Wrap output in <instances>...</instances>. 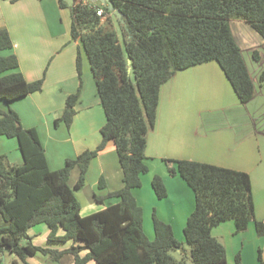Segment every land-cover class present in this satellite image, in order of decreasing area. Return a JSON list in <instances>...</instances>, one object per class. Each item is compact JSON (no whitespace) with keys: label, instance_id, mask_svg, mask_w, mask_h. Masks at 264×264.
Instances as JSON below:
<instances>
[{"label":"trees","instance_id":"1","mask_svg":"<svg viewBox=\"0 0 264 264\" xmlns=\"http://www.w3.org/2000/svg\"><path fill=\"white\" fill-rule=\"evenodd\" d=\"M57 1L67 7L63 0ZM110 2L122 13L123 21L117 19L121 37L111 27L114 16L101 3L78 0L70 7V36L78 39L87 56L105 116L99 129L101 140L94 149H85L65 159L61 168L50 169L36 128L23 127L11 109L0 111V136L14 138L22 156V163L14 165L0 154V264L4 249L14 256L13 264H29L27 257L37 252L53 260L69 254L73 264L90 260L95 264H187L171 256L170 251L179 249L181 242L154 211L153 238L145 235L142 208L132 193L148 171L146 135L156 121L159 90L177 71L215 61L239 102L248 103L256 89L230 21L248 23L264 42V0ZM98 9L102 15L96 14ZM251 58L259 61L257 50H252ZM76 67L80 73L79 53ZM257 80L264 85V68ZM43 82V77L27 81L18 70L9 32L1 28L0 100L9 102L38 92ZM80 87L66 97L55 126L71 125ZM108 142L117 154L122 186L93 198L97 204L108 198L117 201L83 215L75 192L84 185L89 163ZM166 161L174 163L168 172L182 178L194 194L193 211L182 229L193 264H226L225 247L211 233L221 222L233 220L235 232L253 222L256 233L264 235V224L255 218L248 173L193 160ZM74 168L79 174L70 185ZM98 186L103 187L102 177ZM151 188L158 199L167 194L159 175L151 179ZM40 223L49 230L48 240L69 242V246L59 250L33 244L27 232ZM82 250L86 253L80 256ZM235 261L241 264L239 255ZM257 261L264 264L260 249Z\"/></svg>","mask_w":264,"mask_h":264},{"label":"crops","instance_id":"2","mask_svg":"<svg viewBox=\"0 0 264 264\" xmlns=\"http://www.w3.org/2000/svg\"><path fill=\"white\" fill-rule=\"evenodd\" d=\"M50 1L52 0L0 1V29L5 28L9 32L12 39V52L18 59V70L27 81L40 77L44 78L40 91L9 102L0 100V111L11 109L19 115L23 127H35L44 148L49 168L58 169L62 166L55 165H61L67 159L62 157L63 153L60 157L56 156L62 143L69 145L73 155L79 154L76 150L77 146L83 147L85 145L79 144L73 138V130L76 133L74 124L77 128H81L80 138H86L94 133L95 124L92 107L98 106L100 100L94 91L95 84L91 81L92 74L90 75L91 71L86 61L80 62V73H78L73 46L70 51L67 50L62 53L70 46L65 43H71L69 39L71 20L63 18L65 8H61L57 0L52 1V3H49ZM77 1L75 0L74 3ZM82 1L95 2L92 0ZM5 4L11 8L20 5L21 9L18 11L13 7V10L9 8L6 11L7 6ZM58 25H63L62 29H59ZM230 27L242 49V53L246 51L251 57V52L255 49L259 54L255 75L250 66L247 65L256 89L254 97L248 103L241 104L215 61H208L179 70L161 85L156 121L154 127L146 135L144 162L147 164L148 171L146 177L141 181V186L135 188L132 193L141 208L140 200L143 197H146L150 203L158 208L157 210L156 207L152 209L161 220L171 225L175 237L181 233L179 230L177 234L175 233L172 221L178 220L177 211L185 208L183 220H179L177 223V227L183 229L186 218L194 208V194L177 174L172 175L168 170L160 167L158 170L154 169L155 166L152 164L157 160L186 159L248 173L251 181L255 218L264 224V85L258 83L257 80L259 70L264 68V42L249 24L242 20H231ZM13 35L18 36L20 40L15 41ZM73 44L78 45V39L74 40ZM46 52L47 55L43 56V53ZM85 75L86 77H84ZM209 79L210 82H207ZM79 85H81L78 96L80 103L79 105L76 104V113L72 123L66 134L59 133L57 135L56 132L61 127L60 123L56 127L54 120L63 112V108L52 109L47 104L52 105L55 101L59 105L65 101L68 95L76 92ZM211 87L212 92L209 90ZM207 95L209 96L208 100L205 99ZM191 107L192 109H190ZM58 112L59 114H57ZM80 114H83V119H78ZM52 121L56 128L53 129L54 132L51 130ZM100 123L98 126L96 125L98 129L102 126ZM95 133L94 136L97 138ZM13 139L0 136V154L5 155V159L10 164L20 165L22 156L17 141ZM6 147H9L8 150ZM50 153L55 154V158H52L53 155ZM108 158L111 159L107 163ZM95 162L99 167L97 186L100 177L103 178L104 188L101 189H104V193L102 195L119 189L122 186L121 170L111 142H108L105 149L91 160L87 172ZM164 162L166 169L173 164L166 160ZM154 175H159L166 187V196L162 199L157 198L162 201L155 198V194L150 188L151 179ZM86 176L85 181H87ZM112 179L115 184L110 188L109 181ZM93 195L101 196L94 193ZM116 201L114 199L111 204ZM36 226H38V230L34 229ZM218 226L211 229L213 236V231ZM31 228L33 231H30ZM31 228L27 233L33 244L59 250L68 247L70 244L69 242L57 243L48 240L49 230L43 223ZM249 230L251 231L252 227L247 228V232ZM262 237L261 256L264 257V235ZM85 253L86 250H82L79 255L83 256ZM26 260L29 264H73L69 254H65L59 260H53L47 255L37 252L27 257ZM86 264H95V262L90 260Z\"/></svg>","mask_w":264,"mask_h":264},{"label":"rangeland","instance_id":"3","mask_svg":"<svg viewBox=\"0 0 264 264\" xmlns=\"http://www.w3.org/2000/svg\"><path fill=\"white\" fill-rule=\"evenodd\" d=\"M52 1H54V0H52ZM52 1H50L49 3H52ZM93 3L97 4L98 2L95 1ZM5 5L7 6L6 7L7 8L6 11H8L9 8H11V6H9L8 4H5ZM13 7H14V9H17L18 11H20V9H21L20 5L13 6ZM13 7L11 8V10H13ZM63 8H65L63 10L64 11L63 18L65 20L68 19V18L71 20L70 7L67 6V7H63ZM6 11H4V12H6ZM58 26H59V29H62V27H63V25H58ZM111 27L117 32L118 36L121 37V33H120L121 27H120V24H119V22L117 21V19L115 17L112 18ZM69 35H70V32H69ZM14 38H15V41H19L20 40V38H18V36H14ZM69 39H70L71 43L70 44L65 43V44L66 45H70V46H68L69 48H66V50H64L62 53H64L67 50L70 51L71 47L73 46V50L75 52L76 57H77V55L79 53V55L81 57L80 58V62H85L86 61V63L88 64V67H89L87 56H86L83 48L81 47V44L74 45L73 44L74 40L71 38V36H69ZM52 54L54 55V53H52ZM45 55H47V52L45 54L43 53V56H45ZM54 57H58V56H54ZM243 57H244L245 62L247 63L248 66H250L251 71L255 75V68H257V62L254 61L250 57V54L246 53V51H244ZM48 59H49V57L47 58V60ZM82 65H84V64H82ZM90 75H91V72H90ZM84 77H86V75ZM91 77H92V75H91ZM91 81H92V83H94L93 77H92ZM207 82H210V79ZM84 86H85V89H86V81L84 83ZM93 86H94V84H93ZM256 86H258V84H256ZM95 89L96 88L94 86V91L96 93ZM209 90H210V92H212V87ZM90 94L92 95L91 92H90ZM86 95H87V93H86ZM205 99L208 100L209 96L208 95L205 96ZM195 100L197 101L196 98H195ZM79 103H80V100L78 99L76 104L79 105ZM83 103H84V101H83ZM76 104H75V108L77 106ZM84 104H82V105H84ZM47 106L52 108V109H58V107L59 108L61 107V109L63 108L62 109V111H63L64 107H65V101L59 103V105H58V103H56L54 101L52 105L49 103V104H47ZM190 109H192V107ZM92 113L94 115L93 116V122L95 124L94 125V130L96 131V133H95V131H94V133H95V135H97L96 136L97 138H95L94 133L91 134L90 136L86 137V138H83V137L80 138V136L82 134V133H80L81 132L80 131L81 128H77L75 126V124H74L73 127L76 128V133H74V130H73V135H72L73 138L75 140H77L79 144L80 143L85 144V145H83V147H85V149H89V150L94 149L97 146V144L99 143V140L101 139L100 138L101 136H100V132H99V129H98L97 126H98V124L100 122H101L100 124L103 125L104 121H105L104 112H103V109H102L100 104H98V106H93L92 107ZM57 114H59V112ZM61 114L62 113H60L58 115V117H60ZM82 115L83 114H80L78 116V119L79 118L83 119ZM51 123H52L51 124V130L56 129L53 126V121ZM60 127H61V128H59L60 130H58L56 132L57 135H59V133L60 134H66V131H67V129H69L70 126L67 127L64 123H60ZM53 132H54V130H53ZM11 139H13V138H11ZM13 140L15 141V139H13ZM61 145H62L61 149L58 150L56 156L60 157V155L62 156V153H63L62 157H65V158H74V157L77 156V155H73L74 153H73L72 150H70V147H69L68 144L62 143ZM83 147H80V146L78 147L77 146L76 147V150H78L77 152L80 153L83 150H85V149H83ZM8 148L9 147H6V150H8ZM51 155H53V153ZM54 156H55V154L52 156V158ZM56 159H58V158H56ZM110 159L111 158L107 159V163L110 161ZM113 160H114V157H113ZM165 160H168V159L157 160L156 162H153L152 165L155 166L154 169L158 170V167H160V168H163L165 170H168L169 167H167V169H166V164L164 162ZM64 162H65V160L61 163V165H55V166H63ZM173 165H174V163L172 164V166ZM98 169H99V167H98V165H96V162L94 164H92L90 170L87 172V176H86L87 181L84 182V185H83L84 187L82 189L77 190L75 192V194H76V196H77V198H78V200H79V202H80V204L82 206V211H81L82 214H89L92 211L101 208L102 206L106 207L109 204H111V202L114 200L113 198H108V199L104 200V202L102 204H97L95 202V200L93 198V193L94 194H99V195H102L104 193L103 192L104 189L102 190L101 188H99L97 186V181H98V178H99ZM78 174H79L78 168H75L74 171L72 170V173H71V176H70V179H69V184L70 185H72L76 181V179L78 177ZM144 177H146V173L141 175V181L143 180ZM104 181H105V179H104ZM113 184H115V182L112 179L111 181H109V187L111 188V186H113ZM102 188H104V187H102ZM150 188H151V184H150ZM155 198L157 199L156 196H155ZM158 201H162V200H158ZM140 203L142 204V209H143V216H142V219H143V221H142L143 232L145 233V235L149 239H152L153 238V229H152L153 209L152 208L156 207V206H154V204L150 203V200H148L146 197H143L140 200ZM157 209L158 208L156 207V210ZM178 211L176 213L178 215V220L172 221V224H173V228H174L175 233L177 234L178 230L181 233V235L177 234V237H175L178 241L181 242V246H180L179 249L170 251V254L176 260L183 259V260L186 261L187 264H193V262L191 260V255H190V246L184 242V237H183V233H182L181 227H179V228L177 227V223L179 222V220H181V221L183 220V216H184V214L186 212V209L183 208V209H180ZM156 216L158 217L157 214H156ZM218 225H217L218 228L215 227V229L213 231V234L216 237V239L220 243H222L224 245V247H225V250H226V264H236L235 260H236V256L238 254H239V257H240V263L241 264H257L258 263V261H257L258 260V249L261 250V254H262L263 237L259 236L256 233V230L254 228V223L253 222H249V224L247 226V228L252 227V230L251 231L249 230V232H247V228L244 229V230H241L239 232H235V224H234L233 220H227V221L221 222ZM34 229L38 230V226L34 227ZM30 231H33V228H31ZM41 241H43V240H41ZM21 243H25V240L22 239ZM40 244H43V243H40ZM1 257H2V262H1L2 264H13L14 256L7 249L3 250V253H1ZM262 258L264 259L263 255H262Z\"/></svg>","mask_w":264,"mask_h":264},{"label":"water","instance_id":"4","mask_svg":"<svg viewBox=\"0 0 264 264\" xmlns=\"http://www.w3.org/2000/svg\"><path fill=\"white\" fill-rule=\"evenodd\" d=\"M67 6L71 7L74 5V1L75 0H63ZM92 1H98L99 3H101L102 5H104L108 11L116 18V19H120L121 21H123L122 18V13L120 10H118L117 8H114L113 5L111 4L110 0H92ZM130 61L128 60V63ZM128 70H130V68H128Z\"/></svg>","mask_w":264,"mask_h":264},{"label":"built area","instance_id":"5","mask_svg":"<svg viewBox=\"0 0 264 264\" xmlns=\"http://www.w3.org/2000/svg\"><path fill=\"white\" fill-rule=\"evenodd\" d=\"M96 14H97V15H102V10H101V9H98V10L96 11Z\"/></svg>","mask_w":264,"mask_h":264}]
</instances>
